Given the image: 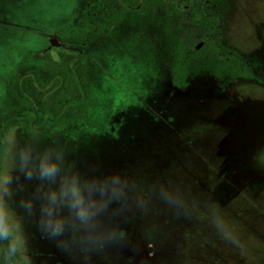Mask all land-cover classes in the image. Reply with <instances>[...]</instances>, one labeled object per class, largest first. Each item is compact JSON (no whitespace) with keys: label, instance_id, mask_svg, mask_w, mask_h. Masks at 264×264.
Returning a JSON list of instances; mask_svg holds the SVG:
<instances>
[{"label":"rangeland","instance_id":"1","mask_svg":"<svg viewBox=\"0 0 264 264\" xmlns=\"http://www.w3.org/2000/svg\"><path fill=\"white\" fill-rule=\"evenodd\" d=\"M81 1L0 0V112L11 76L57 59L55 35ZM222 16L252 80L200 75L173 88L168 49L144 19L79 51L97 99L85 120L8 125L0 193L16 253L0 241V264H264V0H225ZM45 153L54 178L33 167ZM72 175L86 216L60 193Z\"/></svg>","mask_w":264,"mask_h":264},{"label":"trees","instance_id":"2","mask_svg":"<svg viewBox=\"0 0 264 264\" xmlns=\"http://www.w3.org/2000/svg\"><path fill=\"white\" fill-rule=\"evenodd\" d=\"M225 0H82L76 17L55 37L57 59L9 78L12 104L0 112V152L8 125L40 131L88 117L97 99L91 94L89 68L79 51H90L102 38L116 40L122 28L142 20L156 28L165 43L173 87L184 90L188 79L208 75L222 83L254 78V61L226 45L222 36ZM202 44L199 49H196ZM2 232L9 224L0 218Z\"/></svg>","mask_w":264,"mask_h":264},{"label":"clouds","instance_id":"3","mask_svg":"<svg viewBox=\"0 0 264 264\" xmlns=\"http://www.w3.org/2000/svg\"><path fill=\"white\" fill-rule=\"evenodd\" d=\"M21 164L28 162V157L26 155H21ZM33 167L38 171L40 177L42 178H54L59 171V164L57 160L50 159L49 155L45 153L44 155L37 156L32 161ZM8 182V177L0 182V189H3L4 184ZM60 193L61 195L67 194L70 197L71 206L77 209V214L80 216H86L89 214V207L84 203V196L81 193V187L77 183V178L72 175L71 178H62L60 183ZM51 198L55 199V192L51 193ZM6 215H10V210L7 209L2 193H0V218H4ZM51 224V229L53 233H56L60 228L59 221H49ZM12 234L8 232H0V241L7 243L8 254L14 255L16 249L11 243Z\"/></svg>","mask_w":264,"mask_h":264},{"label":"water","instance_id":"4","mask_svg":"<svg viewBox=\"0 0 264 264\" xmlns=\"http://www.w3.org/2000/svg\"><path fill=\"white\" fill-rule=\"evenodd\" d=\"M53 46L54 47H56V48H60L61 47V44L57 41V42H55L54 44H53ZM201 47V45H199L196 49H199Z\"/></svg>","mask_w":264,"mask_h":264},{"label":"flooded vegetation","instance_id":"5","mask_svg":"<svg viewBox=\"0 0 264 264\" xmlns=\"http://www.w3.org/2000/svg\"><path fill=\"white\" fill-rule=\"evenodd\" d=\"M199 45H202V44H199ZM199 45H198V46H199ZM170 83H171V82H170ZM172 87H173V86H172ZM187 87H188V86H187ZM187 87H186V88H187ZM173 88H176V87H173ZM186 88H185V89H186ZM176 89H177V88H176ZM177 90H179V89H177Z\"/></svg>","mask_w":264,"mask_h":264}]
</instances>
